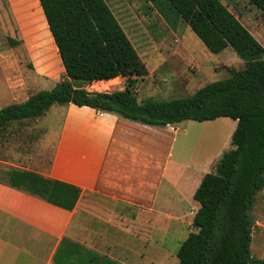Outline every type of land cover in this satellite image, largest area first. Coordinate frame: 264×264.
Here are the masks:
<instances>
[{
  "label": "trees",
  "instance_id": "1",
  "mask_svg": "<svg viewBox=\"0 0 264 264\" xmlns=\"http://www.w3.org/2000/svg\"><path fill=\"white\" fill-rule=\"evenodd\" d=\"M11 1L18 14L31 9L34 16L43 15L64 79L22 103L1 107L0 133L14 122L44 116L54 104L89 107L151 127L219 118L236 121L232 148L221 155L213 172L203 176L193 194L198 204L192 220L195 232L180 244L177 264H264L250 250V213L256 195L264 188V48L239 20L218 0H164L172 16L184 21L210 53L229 47L243 60L244 68H229L228 77L208 83L188 97L148 98L139 103L135 87L146 72L103 0ZM247 1L264 14V0ZM117 77L126 81L122 90L86 89ZM6 177L10 186L67 211L80 196L75 186L32 172L13 170ZM65 243L73 244L63 240L53 258L55 264H61L56 256Z\"/></svg>",
  "mask_w": 264,
  "mask_h": 264
},
{
  "label": "rangeland",
  "instance_id": "2",
  "mask_svg": "<svg viewBox=\"0 0 264 264\" xmlns=\"http://www.w3.org/2000/svg\"><path fill=\"white\" fill-rule=\"evenodd\" d=\"M218 1L264 48V14L247 0ZM103 2L126 36L135 60L137 59L146 72L144 77L137 79L135 87L139 103L148 98L159 101L185 98L208 83L228 77L229 68H244L243 60L229 47L218 54L210 53L184 21L172 16L164 0ZM34 12L29 9L26 13L18 14L11 0H0V108L9 103L20 102L38 91L49 90L64 79V69L45 18L43 15L34 16ZM9 40L18 44L12 46ZM125 84L124 78L117 77L106 82L92 83L86 88L91 92H113L122 90ZM60 106L54 104L42 117L11 125L5 132L7 135L0 138L2 147L5 146L4 150H0V161L26 167L24 156L35 153L36 149L55 138L54 135L61 124V116L58 115ZM233 122L231 119H218L210 122L211 125H203L186 121L188 132L185 149L181 146V160H184L182 162L196 169L207 160V165L202 171H205L204 174L213 172L222 153L232 148L230 129ZM179 144L178 141L175 145L177 152ZM177 162L179 159H176ZM10 169H13L12 166L0 164L1 180L6 179L5 172ZM197 172L196 170L193 173ZM172 178L170 174L163 180L161 196L171 189ZM105 198L95 195L88 201L100 203L108 211L116 209L111 199ZM196 210L197 207H194L185 217L170 220L169 224L164 217H160L158 228L153 234L151 227L141 226L140 236L149 240L152 246L143 247L141 242L136 241L130 245L129 239L130 248L125 249L127 252L117 250L119 257H132L135 253L129 252L131 248L132 252L142 248L144 257L142 260L138 259L137 264H177L176 253L180 244L189 233L195 232L192 220ZM116 212L113 215H116ZM82 213H78L75 219L85 226L99 225V218H103L101 212L94 210ZM118 213L122 216L111 215L108 218L114 222L117 219H131L124 210ZM250 215L253 220L251 255L264 260V188L256 195ZM168 226L170 228L166 232ZM121 237L125 238L110 228L107 234V248L110 247V251L107 249V252L115 253L113 240L117 241ZM63 245L62 253L56 256L61 264H119L107 255L88 250L80 244ZM69 247L71 252L67 253ZM122 248L124 249L123 246Z\"/></svg>",
  "mask_w": 264,
  "mask_h": 264
},
{
  "label": "crops",
  "instance_id": "3",
  "mask_svg": "<svg viewBox=\"0 0 264 264\" xmlns=\"http://www.w3.org/2000/svg\"><path fill=\"white\" fill-rule=\"evenodd\" d=\"M28 97L15 103H22ZM59 109L61 124L55 138L35 153L25 155L26 167L3 161L0 164L12 166L13 169L5 173L27 171L75 186L80 190L79 199L75 207L67 211L10 186L7 177L0 179V264H55L53 258L64 239L107 255L119 264H137V260L144 257L142 248L136 252L131 248L129 252L135 254L128 258L119 257L117 250L127 252L129 239L130 245L136 241L143 247L152 246L140 236L141 226L151 227L153 234L160 217L169 224L170 220L185 217L194 207L198 209L192 197L206 174L202 170L207 160L196 169L182 162L181 146L185 149L188 132L186 121L151 127L98 113L89 107L67 104ZM214 121L203 122V125ZM233 123L232 133L236 121ZM6 131L0 133V138L7 135ZM4 148L0 143V150ZM176 159L179 162L176 163ZM196 170L198 172L193 173ZM170 174L172 187L161 196L162 182ZM95 195L111 199L116 209L108 211L100 203L89 202ZM91 210L101 212L103 218H99V225L85 226L75 219L81 211L89 213ZM123 210L130 220L114 222L108 218L115 211L114 217L122 216L118 212ZM110 228L125 237L113 240L114 254L107 252V249L110 251V247L107 248Z\"/></svg>",
  "mask_w": 264,
  "mask_h": 264
}]
</instances>
